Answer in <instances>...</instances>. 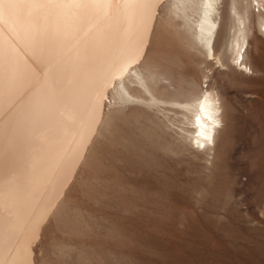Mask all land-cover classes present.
I'll return each instance as SVG.
<instances>
[{
	"label": "rangeland",
	"instance_id": "rangeland-1",
	"mask_svg": "<svg viewBox=\"0 0 264 264\" xmlns=\"http://www.w3.org/2000/svg\"><path fill=\"white\" fill-rule=\"evenodd\" d=\"M234 1L212 15L220 63L205 57L175 0L160 5L144 60L162 79L154 85L162 101L217 93L223 130L214 151L185 139V112L130 104L110 89L99 133L42 227L33 264H264V8ZM247 4L244 69L229 48L235 12Z\"/></svg>",
	"mask_w": 264,
	"mask_h": 264
},
{
	"label": "bare ground",
	"instance_id": "bare-ground-1",
	"mask_svg": "<svg viewBox=\"0 0 264 264\" xmlns=\"http://www.w3.org/2000/svg\"><path fill=\"white\" fill-rule=\"evenodd\" d=\"M165 1L0 0V264H33L42 227L99 133L110 89L120 88L130 104L185 112V139L214 151L223 130L217 93L162 101L154 88L162 79L144 64ZM175 1L205 57L219 62L212 15L223 0ZM248 7L235 12L229 48L244 69ZM263 28L260 16V36Z\"/></svg>",
	"mask_w": 264,
	"mask_h": 264
}]
</instances>
